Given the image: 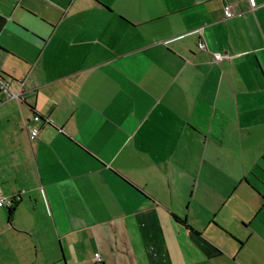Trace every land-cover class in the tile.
<instances>
[{"label":"crops","instance_id":"1","mask_svg":"<svg viewBox=\"0 0 264 264\" xmlns=\"http://www.w3.org/2000/svg\"><path fill=\"white\" fill-rule=\"evenodd\" d=\"M254 1L0 0V264H264Z\"/></svg>","mask_w":264,"mask_h":264},{"label":"built area","instance_id":"2","mask_svg":"<svg viewBox=\"0 0 264 264\" xmlns=\"http://www.w3.org/2000/svg\"><path fill=\"white\" fill-rule=\"evenodd\" d=\"M250 1V4H251V9L253 11L257 10L258 8V5L256 4V2L254 0H249ZM225 14L227 17H231L232 16V13L230 11V8L229 7H226L225 8ZM200 48L202 50H206V44L204 42H200L199 44ZM213 58L215 61H222L224 59H227L229 58L228 55H224L222 53H214L213 54ZM0 90L6 92V95L9 97V98H22L23 99V96L20 94V93H12L9 91L8 89V83L4 80H0ZM41 120V116L36 114L34 115L33 117V124L29 123L28 124V128H29V138L31 140L35 139L39 132H40V129L36 126L35 123L39 122ZM16 199L15 198H6L4 196H2L0 194V207H7V208H12L14 206V203H15ZM95 261L97 262H102V258H101V255L99 253H96L95 254V257H94Z\"/></svg>","mask_w":264,"mask_h":264},{"label":"trees","instance_id":"3","mask_svg":"<svg viewBox=\"0 0 264 264\" xmlns=\"http://www.w3.org/2000/svg\"><path fill=\"white\" fill-rule=\"evenodd\" d=\"M16 203H17V200L15 201L14 206L12 208H9V209L12 210L15 207Z\"/></svg>","mask_w":264,"mask_h":264}]
</instances>
